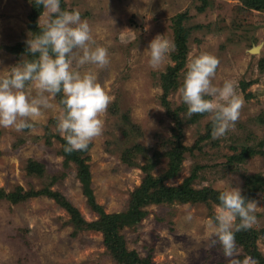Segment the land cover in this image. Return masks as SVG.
Here are the masks:
<instances>
[{
    "label": "rangeland",
    "instance_id": "374dc122",
    "mask_svg": "<svg viewBox=\"0 0 264 264\" xmlns=\"http://www.w3.org/2000/svg\"><path fill=\"white\" fill-rule=\"evenodd\" d=\"M32 0H0V71L15 66L23 54L12 47L26 42ZM88 20L94 40L109 52V65L91 69L111 97L101 116L103 132L89 144L87 157L97 202L107 213L129 209L145 178L161 177L170 167L177 123L166 103L181 120V140L187 147L177 174L166 185L178 187L193 177L201 190L221 192L239 187L257 201L255 246L264 257V9L250 0H66ZM187 15V55L179 48L175 20ZM41 16V15H40ZM40 19V17H39ZM147 29V31L145 30ZM174 45L165 62L153 69L144 53L157 35ZM259 51L252 52V48ZM207 52L219 60L213 84L234 82L243 100L235 127L212 139L207 114L182 119L187 107L177 95L190 56ZM173 83L169 85V74ZM165 100L167 102H165ZM44 110L34 129L17 132L0 127V189L13 193L50 188L65 196L87 223L99 216L78 177L77 165L62 153L56 130L62 106ZM31 162L43 172L30 171ZM163 201L146 207L147 215L121 229L130 250L149 264H228L207 221L218 204L207 201ZM191 215V221L186 217ZM239 223V220L235 222ZM240 264L255 261L252 250L236 240ZM149 258V259H148ZM0 264H122L106 245L101 230L81 226L54 198L39 195L18 203L0 198Z\"/></svg>",
    "mask_w": 264,
    "mask_h": 264
},
{
    "label": "clouds",
    "instance_id": "9594fccd",
    "mask_svg": "<svg viewBox=\"0 0 264 264\" xmlns=\"http://www.w3.org/2000/svg\"><path fill=\"white\" fill-rule=\"evenodd\" d=\"M35 5L43 7L40 31L29 33L27 55L0 71V127L17 132L34 129L44 110H55L51 99L62 93L56 130L66 141L64 150L69 154L87 150L103 132L101 116L111 97L94 71L81 69L86 65L106 68L110 63L108 49L96 43L88 20L82 19L79 10L61 9V0H35ZM173 50L166 35L158 34L144 53L149 56L150 67L157 69ZM218 65L219 60L207 52L190 56L177 90L187 107L181 118L207 114L214 140L235 127L243 106L234 82L213 84ZM218 200L214 219L207 221L213 234L211 246L219 245L228 264H240L235 232L249 230L256 223L257 201L244 197L239 187L221 191ZM191 219V215L186 217ZM243 264L258 262L246 257Z\"/></svg>",
    "mask_w": 264,
    "mask_h": 264
},
{
    "label": "trees",
    "instance_id": "16d2710c",
    "mask_svg": "<svg viewBox=\"0 0 264 264\" xmlns=\"http://www.w3.org/2000/svg\"><path fill=\"white\" fill-rule=\"evenodd\" d=\"M253 4V8L262 10L264 9V0H250ZM61 9L69 10L66 0H61ZM43 7H37L35 5V0L31 1V13L29 15V23L28 27L32 33H38L39 29V17L42 14ZM187 20V15L179 14L175 20V32L177 37V47L179 48V53L177 58L184 60L188 47H187V37L189 35V30L185 26V22ZM27 45L25 42H21L20 44L12 47V52L16 54L27 55ZM171 72L169 76V80L171 83L169 85H165L166 91L171 88V84L173 83V79L171 78ZM58 102L62 98V93L56 96ZM165 102H167L165 100ZM167 108L171 114V116L175 119L177 123L176 133V145L174 147L173 153H171V161L169 169L159 178H155L152 175H149L145 178L144 183L141 187H139L131 200L129 209L123 213H107L104 210V207L100 205L95 197L94 189L92 187V173L91 168L88 163L87 150L83 151H73L71 154L65 152L66 141L63 137H60V141L62 144V153L69 160L74 162L78 167V177L82 183L84 193L88 198V202L91 208L96 211L99 218L95 222L87 223L85 219L81 216L79 210L61 193L57 191H53L50 188H43L40 190H27L24 191L22 188L17 189L13 193L6 192L4 189H0V198H6L12 202H20L25 201L27 198L39 195H48L54 198L62 207L68 210L73 219H76V222L81 226H89L93 228H97L102 231L104 235V240L106 245L112 251L115 259L122 264H149L147 259L140 257L137 251L130 250L127 244V241L124 235L121 233V229H123L127 225H131L137 222H140L148 213L146 209L152 203H159L163 201H174L173 199H179L183 202L185 201H207L208 199H213L217 203H219L218 196L220 192L213 191L209 188H204L198 190L194 188L191 184L193 177L188 178L185 182L178 187H171L166 185V179L173 178L180 167L182 162V155L186 150V146L183 144L181 140V120L178 117V113L173 111L170 107V104L166 103ZM30 171L32 172H43V166L40 163L31 162ZM246 197L245 195H243ZM258 232L249 230H242L235 232V238L239 243H242L246 246V250L250 252L253 247V257L255 258L258 264H264V257L259 254L257 248L255 246V242L257 239ZM149 259V258H148Z\"/></svg>",
    "mask_w": 264,
    "mask_h": 264
},
{
    "label": "water",
    "instance_id": "95a60500",
    "mask_svg": "<svg viewBox=\"0 0 264 264\" xmlns=\"http://www.w3.org/2000/svg\"><path fill=\"white\" fill-rule=\"evenodd\" d=\"M256 48H258V51H259V47H258V46H255L254 48H252V51H253L254 49H256Z\"/></svg>",
    "mask_w": 264,
    "mask_h": 264
},
{
    "label": "bare ground",
    "instance_id": "6f19581e",
    "mask_svg": "<svg viewBox=\"0 0 264 264\" xmlns=\"http://www.w3.org/2000/svg\"><path fill=\"white\" fill-rule=\"evenodd\" d=\"M258 51V48L254 49L252 52H257Z\"/></svg>",
    "mask_w": 264,
    "mask_h": 264
}]
</instances>
